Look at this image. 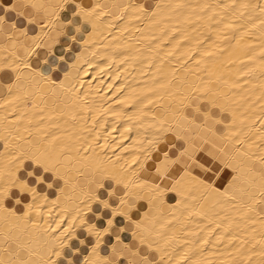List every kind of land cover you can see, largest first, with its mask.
Here are the masks:
<instances>
[{
    "label": "bare ground",
    "instance_id": "bare-ground-1",
    "mask_svg": "<svg viewBox=\"0 0 264 264\" xmlns=\"http://www.w3.org/2000/svg\"><path fill=\"white\" fill-rule=\"evenodd\" d=\"M0 264H264V0H0Z\"/></svg>",
    "mask_w": 264,
    "mask_h": 264
},
{
    "label": "rangeland",
    "instance_id": "rangeland-1",
    "mask_svg": "<svg viewBox=\"0 0 264 264\" xmlns=\"http://www.w3.org/2000/svg\"><path fill=\"white\" fill-rule=\"evenodd\" d=\"M79 164H75V171H77L78 169H79V167H80V165L78 166ZM73 173V172H72ZM90 174V172L88 171L87 173H86V175H89Z\"/></svg>",
    "mask_w": 264,
    "mask_h": 264
},
{
    "label": "crops",
    "instance_id": "crops-1",
    "mask_svg": "<svg viewBox=\"0 0 264 264\" xmlns=\"http://www.w3.org/2000/svg\"><path fill=\"white\" fill-rule=\"evenodd\" d=\"M51 103H52V104L54 103L55 105L57 104L56 106H57L58 108L61 107V105H59V104H58L57 102H55V101H52V100H51ZM58 105H59V106H58ZM4 243H5V242H4Z\"/></svg>",
    "mask_w": 264,
    "mask_h": 264
}]
</instances>
